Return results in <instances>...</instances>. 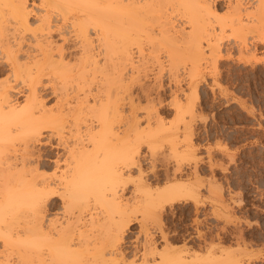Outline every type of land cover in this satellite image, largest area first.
I'll list each match as a JSON object with an SVG mask.
<instances>
[{
	"label": "bare ground",
	"instance_id": "6f19581e",
	"mask_svg": "<svg viewBox=\"0 0 264 264\" xmlns=\"http://www.w3.org/2000/svg\"><path fill=\"white\" fill-rule=\"evenodd\" d=\"M169 1L170 0H38V8L36 7L35 10L34 7L27 5L28 0H0V226L8 224L7 222L11 223L10 226H12L13 222L11 221L16 218L17 219L14 221V225H17L16 221L18 218L20 219V217H23V211L24 213L26 211L29 214V218H27L30 220L28 222V225L30 226L27 227L26 231H24V233L29 232V237L27 240L24 238L23 240L25 241L21 240L15 242L14 240V243L10 246L20 250V252H25L26 255H29L30 259L33 260L29 261H32V264L242 263L236 258H230L234 255H231L233 253L231 250H226V254L230 251L232 252L231 254L229 253L231 256L228 255L225 257V252L222 254L220 252L222 250H217L216 252H220L219 257H214L215 259H212L213 255L217 254H210L215 248H213L210 244L209 246L213 248L209 253L211 259L209 257L206 260H201L199 257L197 258L190 255L188 249H184L185 247L182 248L184 249L182 251L180 249V251L172 249L174 247L170 246L168 243V237H166L163 230L160 231V226L162 224L160 225L158 223H161V218L159 219L160 222L159 220L157 222L156 218L158 219L157 213L161 214L160 211L164 210L163 208L165 207V204H170L172 201L174 202L175 197L181 193L184 188L166 185L161 190L150 189V184L142 177L143 171L139 167V162L141 158L140 149L142 143H145L147 146L150 160L155 161L154 156L157 155V151L159 153L158 149L162 146V140L170 142V137H172L171 135L174 136L175 133H171V126L170 128L165 127L162 120L160 118L157 119L156 114V120L153 118L154 116L152 114L148 115L152 116L150 119L152 118V120H154L152 121L153 124L147 123V127L145 128L140 126L141 122L137 119L139 115L135 116L136 114L134 113V116L132 114L127 115L128 117H125V121L123 122L124 117H121L120 113L123 114L124 112H120V106L118 108L115 104L116 102L111 101L113 95L111 93L113 91L111 90L114 88L116 89L117 86L121 85L122 79L123 82L124 79L126 80V78H121L123 77L121 74L118 75L121 76L119 77L121 81L118 79L120 84L116 81L118 77L114 78L118 85L116 84L111 90L109 89V92L111 91L110 94L108 93L109 84L107 81L109 80L110 83V79H113V77L110 79L108 78V80L106 79L107 81H104V83L100 82L97 85L96 81L93 82L95 71L97 72L96 69L98 66L96 60L98 57L94 50L100 48L97 52L100 51V53L103 54L102 57H104L105 61L110 60L113 54L117 55L119 53V55H121L120 57H123V54V59L127 61L128 58L132 56H129V50L132 51L133 45H136L137 48L142 46L140 45V40L143 38H139L140 36H138L142 33L138 34V32L140 33L141 30L143 31V28L144 30H147L148 28L143 25L145 23L142 24V19H147L144 18L145 15L143 14L147 13L149 14L148 17H150L151 13L157 14L159 12L161 15L164 13V7H167V5L172 3L174 4V0H171V3L167 4ZM175 3L176 6L172 5L175 6L176 9L178 8V12L180 9V13L182 14L181 16L184 15L186 18L185 21L190 25L191 32H193V34H186V32L184 33V29L180 28L179 30H176L177 28L174 25L176 29L170 27L171 29L166 30L167 33L172 32L171 34L173 35L166 37L172 39V37L180 34V36L178 35L179 39L181 38L180 40H187L190 38L191 42V37L193 40L194 36L197 37L203 35L202 37H207L205 40H207V43L209 44H212L211 41H215V39L219 37H212L213 35H217V33L214 34L217 30L213 26H210L212 24L209 23L210 20L208 19L211 11L214 10L210 0H175ZM237 5L239 6V1L235 6ZM261 5H258L256 8L258 9ZM260 8L264 9L262 7ZM231 9L234 11L237 10L234 8ZM161 10L162 12H160ZM231 14L234 13L232 12ZM253 14H255V11H253ZM166 15L167 14L164 15L165 21L161 27L167 26L168 24H172L173 26V22L170 23L166 21ZM257 15L256 17L258 18L259 16ZM203 16L207 17L209 21L206 22L207 24L201 22L205 19ZM249 17L250 16L244 18L249 19ZM234 20H239L241 22L240 19ZM249 20L252 22L251 19ZM144 21L151 22L150 19ZM261 21L264 22V20H260V22L258 21V24H262L261 26L264 27V23ZM153 22L156 23V20H153ZM155 23L153 24L155 25ZM199 23L201 25H199ZM236 24H238V22ZM230 25H233V23H230ZM220 26L222 27V25ZM249 26H247V29L250 28ZM232 28H234V26H232ZM236 30L237 29H235V31ZM91 32H94L95 37H97L95 41H97L96 44L98 48L94 47L95 41L92 39L93 35H91ZM219 33L218 35H221V32ZM235 33L238 34V31ZM199 38L196 39L197 43L201 41H199ZM239 39L238 41H240ZM166 40H168V38H166ZM216 40L218 41V39ZM214 41V47L219 46H215L217 41H215V43ZM150 43L153 44V42ZM212 46L213 45H211V47ZM157 48L154 49V54ZM199 52L198 55H200ZM173 53H175L174 50ZM173 53L172 56H174ZM185 54L187 53L185 52ZM119 55L117 56L118 58ZM181 55L180 59L183 58L184 60V57H181ZM172 56V59H176ZM198 58L201 57L198 56ZM114 59L116 58H113V60ZM104 60H102V62H104ZM119 61H121V63L123 62L120 58ZM194 61L189 62L193 63ZM124 62L122 66L126 64ZM114 64L117 66L118 63L116 62ZM114 64H111V66H114ZM106 65L107 63L104 64V66ZM170 65V69L172 72L174 71L175 74L178 66L175 67L173 64ZM104 66H100L99 68L102 67L103 69ZM138 67L136 70H134V68L131 69L134 71V74L135 72L138 73H136V75H139ZM182 67H184V65ZM189 70L191 71L193 69ZM189 70L187 72H189ZM177 71L176 73L179 72ZM102 72L104 73V70ZM107 73H109V71H106L105 74L107 75ZM111 73L112 72L109 74ZM117 73L118 72H116V74ZM189 73L187 75L191 76V73ZM192 74H194L193 71ZM133 75L130 74L129 76L132 77ZM134 77L129 81L127 80L128 86L131 84L135 86L139 84V77H142V75ZM98 81H100V79ZM140 84L138 88L141 91L137 89L138 92H142L141 96L148 94L147 98L149 99L150 93L145 91L147 89L145 88V85L141 86ZM136 87H134L135 90ZM123 88L124 90L127 89V87ZM131 88L129 89L131 90ZM117 89H119V87ZM119 91L118 93L116 92L118 95L121 93V91ZM19 95L23 96L24 100L22 104L14 102L13 98ZM133 95L129 94L127 97L132 98ZM138 95L140 96V93ZM47 97H53L52 106L48 107L44 101ZM69 97L71 99H69ZM145 99L146 96L144 100ZM72 100L76 103H73L76 107H74L73 104L71 105L69 102ZM138 100L139 99H136L135 102L138 103ZM190 101L192 102L191 99ZM130 102L132 101L129 100L128 106L131 104L136 109L137 106L135 103L132 104L133 102ZM121 105L123 106V104ZM132 106L128 107V109L131 110L130 108ZM124 114L123 115L126 116V113ZM147 120L149 121V119ZM149 122H151V120ZM182 136L180 138H182ZM184 138H186L185 135L182 140H184ZM172 142L173 141H171V143ZM44 143L60 149L59 151L61 152H58V154L56 153L57 157H52L54 158L53 160L50 159L53 161L52 165L55 163L53 168L54 170L52 169L50 175L39 171L41 168L46 169V165L43 166V158L45 155L44 157L42 156V158L39 154V150H37V145H43ZM170 150L171 154H169L176 160L174 161V163L176 162V169L170 177L168 174L164 176V182L166 183H171L174 180H181V177L176 174L178 169L181 168V166L179 167L180 160L184 159V156H186V153H178L174 146H171ZM192 151L195 152V150ZM41 158L43 161H41ZM163 161H165L164 157ZM47 162L44 163L46 164ZM152 163L151 167L154 166V162ZM197 165H192L194 168L193 172L194 170L196 171ZM134 168H136L135 171L138 169V172H136L138 180L134 185V192L135 194H138L135 195L133 193L132 198L129 197L130 199H123V196L120 193L129 183L126 180V177L131 176L130 173ZM56 169H58V171H56ZM150 169L152 170V168ZM194 174L196 175L198 173ZM197 177H199V174ZM196 181L199 184L200 182L202 183V181H199L198 178ZM176 183L178 182L173 184L178 185ZM140 187L144 190H138ZM207 190L208 189H206V191ZM211 193L213 195V192ZM55 194H57V196L61 199L65 212L67 211L68 214L70 213L71 216H73L71 217L68 215L71 217H68L69 222L64 223L59 228L51 227L50 222L47 220V222H45L44 220L46 207L45 203H47L50 197ZM182 194H184V192H182ZM136 215H140L141 220L143 222L145 221V223L148 222V220H152V222H150L153 224V220L155 219V222L160 225V229L158 226L156 227L159 229L160 238H162L161 241H164V247L157 250L155 243L151 240L152 237L150 234H147V231L141 222L140 229L142 230L141 233H144V240L141 241V246L139 243L134 245L135 247H132V258H129L128 255L126 256L123 253L124 250L122 249V243L125 241V230L128 229L127 227L130 223H133L136 219ZM159 216L161 217V215ZM213 225L215 226L216 223ZM10 226L6 225V228H9ZM10 228L8 230H10ZM14 228L16 227L14 226ZM20 228L22 227H19L18 229ZM0 229L3 230L2 233H0V238L4 240V250L7 246H9V242L6 240V237H9L10 235H8V233H11L12 231H8L6 234V232H4V227ZM15 230L17 231V228ZM172 231L174 232V230ZM185 232L188 233L187 231ZM199 232L201 233L200 230L198 233L196 232L197 235H199ZM215 232L217 234V230ZM4 233L5 237L3 236ZM17 235L19 236V233ZM205 235L202 236L201 233L200 237L202 236L205 238ZM239 235L237 237H239ZM10 237H13V235ZM20 237L23 236L20 234ZM24 237L26 236L24 235ZM200 237L199 240H204V238ZM186 239H188V237ZM209 240L212 244V239H208V242ZM218 240H221V238ZM235 241H240V239L237 238ZM204 242L205 240L203 241V244L206 243ZM198 245L199 244H197V246ZM26 255H24L25 257L21 256L23 260L24 258L29 259ZM128 258L131 260L128 261ZM29 262L27 261L26 263L30 264ZM19 263L22 262L19 260Z\"/></svg>",
	"mask_w": 264,
	"mask_h": 264
},
{
	"label": "rangeland",
	"instance_id": "374dc122",
	"mask_svg": "<svg viewBox=\"0 0 264 264\" xmlns=\"http://www.w3.org/2000/svg\"><path fill=\"white\" fill-rule=\"evenodd\" d=\"M238 1L240 7L238 5L235 6ZM257 1L258 0H241V1L240 0H210L212 7H214V10L211 11L210 13L212 17L210 15L208 17L210 22L205 16H203V18L205 19L201 22L207 24L206 22L208 21L210 24H212L210 26H213L217 30V32H214V34L217 33V35H213L212 37L219 36L216 38L218 39L219 42L215 39V41H217L219 44L217 42L215 43L214 40L211 41L212 44H209L207 43V40H205L207 39V37H202L203 35L202 36L200 35L201 37L194 36L193 40L191 37V42H190V38H188L189 41L188 39L187 40L185 39L186 41L184 39L180 40L181 39V38L179 39L180 34H177L175 37L171 36L172 39L171 38L169 39L170 37L169 35H173V34H171L172 32L167 33L166 30L171 29L170 27L173 28L176 27L177 28V29L175 28L176 30H179V28L184 29V33L186 32V34H190V33L193 34V32H191L190 25L185 21L186 18L184 17V15L181 16L182 14L180 13L181 12L180 9L178 12L177 11L178 8L177 9L175 8L176 6L175 0H174V4L172 3L175 6L169 4L171 3L170 0L167 3L169 5L163 8V12L167 14L165 16L166 21L170 23L173 22L174 23L173 26L172 24H168L169 26L167 25L161 27L165 21L164 13H162L161 15L159 12L157 14L153 13L154 15L151 13L150 17L152 19L148 17L149 14L144 13L143 15L146 16V17L144 16V18L147 19H142L143 20L142 24L145 23L143 25H145L146 28L147 27L148 28L147 30L146 29L144 30L143 28L144 32L142 30L140 33L138 32V34L142 33L141 35H138L140 36L139 38H143L140 40L141 42L140 45L142 46H139L140 47V48L138 47L139 49L137 48L136 45H133L132 47L133 49L130 48L132 49V51L129 50V56L130 55L132 56H130L131 58L130 57L128 58L127 60L128 62L125 59H123L124 57L123 54H122L123 57H120L121 56L119 55L120 53L117 55L113 54L110 60L105 61L104 57H102L103 54L100 53V51H98L100 54L97 52V50L100 49L97 47L96 44L97 41H95L97 37H95L94 32L93 33L91 32L92 33L91 35H93L92 39L95 41L94 47L98 48L97 50L95 49L96 51L94 50L95 54L97 53V57H98V59H96L97 65L103 67L104 64L107 63L106 65L107 67L104 66V68L107 69L104 68L102 69V67L99 68L100 66L99 67L97 66L96 69L97 72L95 71V75H94L95 77L93 79V82L96 81V85H97L100 82L104 83V81H107L108 78L110 79L111 77H113V79L115 77H118L116 79L117 82L118 79H120L119 77L121 76H123L121 78H126V80L124 79L125 84L127 83L126 86L123 82V79L122 81L120 79L121 85L117 86V88L119 87V89L116 88L118 91L119 90L121 91L119 95L117 94L118 91L115 88H114L115 90L114 89L111 90L113 86L117 84L115 82V79L113 80L111 78L110 83L109 80L107 81L109 84L108 93L110 94V92L113 91L111 92L113 94L111 101H115L116 102L115 104L118 108L120 106L119 108L120 112L122 111L126 113V116H124L125 115L124 113H123L124 115L120 113L121 117H124L123 122L125 121V117H128L127 115L132 114L134 116V114H136L135 116L139 115L137 119H139V121L141 122V123L139 122L140 126H142V128H145L147 127V123H152V121L157 117V119L160 118L162 120L163 124H165V127L170 128L171 126L170 128L171 133H175L174 136L171 135L175 140L172 137H170L171 141H173L172 143L171 141L169 142L162 140V146L158 149L159 153L157 151L156 153L157 155L154 154L156 155L154 156L155 161L150 160L149 158L150 155H148L147 146L145 145V143H142L140 149L141 158L139 162V167L143 171L142 177L144 178V180H147V183L150 184L149 186L151 187L150 189L161 190L166 185L177 186L184 188V190L182 191L184 192V194H182V192L179 193L175 197L174 202L172 201L173 203L171 202L170 204H165V207L163 208L164 210L160 211L161 214L157 213L158 219L156 218V220L158 222V220L161 218L160 219L161 223H158L160 225L162 224L161 226L158 225L157 222H155V219L153 220V224L156 223L157 225L154 224L155 225L154 226L153 224H151L152 220H148V222L145 223V221L143 222L141 220L140 215H136V219L133 221V223L132 222L130 223V225L127 227L128 229H126L127 231L125 230L124 233L125 241L123 240L124 243H122V249L125 251V252L123 251V253L126 256L128 255L129 258L130 257L132 258L131 256L132 255L131 253L133 252L132 247H135L134 245H137L139 243L141 246L142 244L141 241L144 240L143 239L144 233H141L142 230L140 229V225H141L140 223L142 222V225L145 227L147 234L148 235L150 234V236L152 237L150 238L152 242L155 243L157 250L161 249V247L162 248L164 247L163 246L164 241H161L162 238H160V233H159V229L161 227L160 231L163 230L164 234H166V237H168L167 239L168 243L170 244V246L174 247V248L172 247L170 248H172L175 251H180V250L182 251L184 249H188L190 255H193L197 258L199 257V259L201 260L208 259L210 257V254L213 255V253L217 254V255H213L212 257V259H215L219 257L220 252L222 254L223 252H225L224 257L228 255L231 256L234 254L235 256L233 255L234 257L232 256L230 258H236L238 261L242 262L243 264H246V262L247 264H264V29H262L264 27L261 26L262 24L260 25L258 24V21L260 22V20H264V11H262L264 9L260 8V7L264 8V1L262 0H259L258 2ZM27 5H29L30 7H34L36 10V7L38 8V0H28ZM258 5L261 6H259V8L257 9L256 7H258ZM173 7L175 8V10ZM231 8L237 10L234 11ZM238 8L239 9L241 8L239 12H238L239 10ZM252 10L255 11V14H253ZM160 12H162V10ZM232 12L234 14H231ZM256 15L259 17L257 18ZM248 16H250L249 19H251L252 22H250L249 19H245ZM148 18L151 20V22L144 21V20H149ZM234 19H240L241 22L239 20L236 21ZM153 20L154 21L156 20V23L158 25L155 22H153ZM237 22L238 24H236ZM153 23H155V25L157 26H155ZM230 23H233V25H230ZM219 24L222 25V27ZM199 25L201 24L199 23ZM232 26H234V28H232ZM247 26H249L250 28L247 29ZM239 27L240 28L242 27L241 28L242 30ZM150 29L153 31H151ZM235 29L237 30L235 31ZM234 31L235 32L238 31V34L235 33ZM219 32H221V35H218ZM166 38H168V40H166ZM198 38L199 41L201 40L199 43L196 42V39ZM238 39L240 41H238ZM213 41L215 43V46L216 45L219 46L214 47ZM150 42H153V44H151ZM211 45L213 46L211 47ZM156 48L157 50H155V54H154L153 51ZM172 49L174 50L175 53H173ZM185 52L187 54H185ZM198 52L200 53V55H198ZM172 53L174 54V56H172ZM181 54L185 56H182ZM118 55L120 60H123V62L125 60L124 63L126 64H124V66H122L123 62L121 63V61H119V58L117 57ZM180 55L181 57H184V60L183 58L180 59ZM171 56L176 59H172ZM198 56H200L201 58H198ZM113 58H116L117 60L116 59L113 60ZM102 60H104V62H102ZM189 61H194V62L191 63ZM116 62L118 63L117 66L114 64ZM129 62L132 63L130 64ZM111 64L112 65L114 64V66H111ZM170 64H173V66L177 64L175 65V67L178 66L176 71L178 70L179 72L177 71L178 73H176L175 71L174 74V71L172 72V70L170 69L171 68ZM183 65L184 67H182ZM117 67L119 68V70ZM137 67H138L139 75H136L137 72H135L134 74L133 73L134 71L131 70L132 68L136 70ZM187 69L188 70L193 69L191 71L189 70L191 76L187 75L189 73L187 72L188 71ZM103 70L104 73L102 72ZM106 71L112 73L111 74L107 73V75L109 74L107 76L105 74ZM115 71L118 73L116 74ZM192 71L194 74H192ZM120 74L121 76H118ZM130 74L132 75L134 74V75L130 77L129 76ZM141 75L142 77H139L140 80L139 84L141 82L140 84L141 86L145 85V88L148 89V90L146 89L145 91H147V93L148 92L150 93L148 99L147 98L148 94H146L145 92L146 94L145 100H144L145 96L144 95L141 96L142 92H140L141 90L138 88L139 84L136 85L137 87L133 84L128 86V81L131 78H133L134 76L138 77ZM99 79L100 81H98ZM120 86L127 87V89L125 88L127 91ZM134 87H136V90L138 89L140 91L139 92L138 90L136 91ZM129 88H131V90ZM109 89L111 90L110 92ZM137 93L138 94L140 93V96ZM116 94L118 95V97ZM129 94L130 95L134 94V95L132 96V98L131 97L128 98L127 95L129 96ZM134 96L137 97L135 98ZM138 97H140L141 99ZM13 99L14 102L18 104H22L24 100L23 96L20 95L15 96ZM45 99L46 100L44 101L46 102L48 107L52 106L53 97H47ZM69 99L71 98L69 97ZM128 99L133 102L130 103L132 104L135 103V105L137 106L136 109L131 104L128 106L129 103ZM136 99H139L138 103L135 102ZM147 99L150 102H148ZM190 99L192 100V102L190 101ZM69 102L71 103V105L75 103L73 100ZM121 104H123V106ZM73 106L76 107V105L74 104ZM130 106H132L130 108L131 110L128 109V107ZM150 114L154 116L153 120L152 118L150 119V117L152 116H148ZM147 119H149V121L151 120V122H149ZM182 135L183 136L185 135L186 137L184 138V140H182L183 139ZM181 136L182 138H180ZM44 144L37 145V150H39V154L41 155V157L42 156L44 157L45 155L44 158H46L44 159L42 157L44 161L41 158V161H43V166L46 165L45 166L46 169L41 168L39 171L41 173H46L47 175H50L55 164L53 163L52 165L53 162L52 160L54 159L52 157L55 156L56 158L58 152H60L59 151L60 149L54 148L52 147V145L49 146L50 144L48 145L47 143L45 145ZM170 145L174 146V148L178 153L181 152L186 153V156H184V159L180 160L181 164L179 163V167L181 166V168L178 169L179 172L177 171L176 174L177 176L179 175L181 177V180H174L171 183H166L164 182L165 179L164 176L168 174L170 177V175L176 169V162L174 163V161L176 160L172 158L170 155L171 154ZM192 150H195V152ZM40 151L42 154L40 153ZM163 157L165 161H163ZM159 158L162 160H160ZM44 162L47 163L45 164ZM152 162H154L155 168L154 166L151 167V165L153 164ZM194 164L196 165L198 164L197 165L198 170L196 169V171L194 170L193 172ZM150 168H152V170ZM135 170L136 168H134L131 171L130 173L131 176L129 177L125 176L126 180L129 183L127 184L126 187H124L123 191L120 193L122 194L123 199L126 198L130 199L129 197L132 198L133 197L132 194L133 193L135 194L134 185L135 182H137L138 180V175L136 173L138 172V169L137 171ZM56 171H58V169H56ZM194 173H198L199 177H197L198 174L195 175ZM197 178L199 181H202V183L200 182L199 184L196 181ZM194 181L197 183H195ZM175 182H178L176 183L178 185L173 184ZM206 189L208 190L206 191ZM138 190H144V189L140 187L138 188ZM211 192H213V195ZM45 204H46L45 212H44L45 216L43 214V216L45 217L44 220L45 222L47 221L50 222L51 227L59 228L64 223L69 222L68 220L69 218L73 217L71 216L70 213L68 214L67 211L65 212L62 201L59 198V196H57V194L50 197V199ZM22 213H23V217L19 216L21 220L18 218V220L16 221L17 225H14L15 223L14 221L17 218L11 221L13 222V225L17 228V231L15 230L16 228H14L13 225L10 226L11 223L9 222H7L8 224H3L4 226L3 225L0 226V228L4 227L5 230L4 232H6V234L8 233V231H12L11 233H8V235L10 236L13 235V237L10 236L6 237V240H8L9 242V246H7L4 250H3L4 240L0 238V251H3L0 252V257H1L0 264L3 263L27 264L26 263L27 261L29 262L30 260H32L30 259L29 255H26L25 252H20V250L10 246L12 243H14V240L15 242L21 241L24 238H26L25 240H27V238L29 237L28 236L29 232L24 233L27 227L30 226L28 225V222L30 221L28 220L29 214L26 211H25L26 214L24 213V211ZM68 215H70L71 217ZM159 215H161V217ZM225 222H227L228 224ZM215 223L216 225L214 226L213 224ZM6 225L10 226L12 229L9 227L10 230H8L9 228L8 227L6 228ZM156 226H158L159 229H157ZM19 227H22L24 230L22 228L18 229ZM220 227H221V231H220ZM222 228L225 229L223 230ZM0 230H1L0 233H2L3 230L2 229ZM172 230H174V232ZM199 230L201 231L202 236L206 234L205 235L206 239L202 236L200 237L201 235L200 232L199 235H197ZM216 230H217V234L215 232ZM183 231L184 232L187 231L189 234L186 232L184 233ZM209 232L211 235L209 234ZM18 233L19 236L17 235ZM20 234L23 237H20ZM24 235L26 237H24ZM238 235L239 237H237ZM3 236L5 237V233L3 234ZM14 236H17L18 238ZM186 236L188 237V239H186L187 238ZM199 237L204 238L206 243L204 242L205 244H203L204 240L203 239L199 240ZM220 238L221 240H218ZM237 238L240 239V241H237L238 243L235 241L237 240ZM208 239H212L211 240L212 244L210 243V240L208 242ZM197 244L199 245L197 246ZM209 244L213 248L214 247L215 248L214 249L211 248ZM202 246H204L205 248ZM217 250H222V251L218 253L216 252ZM226 250L227 251L231 250L233 253L230 251L226 254ZM22 253L28 256L29 259L24 258L23 260L21 256L23 257L25 256ZM229 253L232 254L230 255ZM19 260L22 263H19ZM130 260L131 259H129L128 261ZM31 262L29 263L32 264L33 262L32 263Z\"/></svg>",
	"mask_w": 264,
	"mask_h": 264
}]
</instances>
